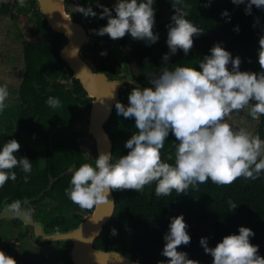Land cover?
I'll list each match as a JSON object with an SVG mask.
<instances>
[{
  "label": "trees",
  "instance_id": "trees-1",
  "mask_svg": "<svg viewBox=\"0 0 264 264\" xmlns=\"http://www.w3.org/2000/svg\"><path fill=\"white\" fill-rule=\"evenodd\" d=\"M206 2L181 0V5H178L189 6L186 19L202 28L204 34L194 37V47L187 56L179 50L171 57L168 62L170 69H198L203 57L210 55V49L220 43L233 58H241V71L260 72L258 48L259 37L264 35V10L253 6L252 14L246 15L244 4L237 6L231 0H213L211 6L206 8L203 6ZM85 4L98 14L102 11L97 7L96 0H86ZM109 8H113V5ZM154 8V32L159 34L155 44L134 40L130 34L119 39L126 44L137 65L135 78L145 87H151L147 74L158 73L164 64V54L169 52L166 26L171 23L175 11L171 0H156ZM225 10L230 13V22L221 15ZM10 11L11 5L0 4V13L9 14ZM257 17L259 24L253 27ZM13 18L17 16L13 15ZM46 24L44 21L37 26L43 35L47 33ZM106 24L107 19H99V15L89 17L90 35L103 42L114 41L107 35L101 37L91 31ZM236 26H239V32L234 31ZM62 47L60 39L50 42L40 37L27 42L25 46V73L17 98L19 104L0 112V148L8 140H17L21 145L16 153L17 158L27 157L32 162V171L26 174L20 168L13 169L17 179H9L0 188V207L5 201L11 205L20 201L21 207L28 202V207L34 209L33 217L44 223L47 230L67 232L76 229L85 220L82 214L91 215L94 210H83L74 204L65 194V189L70 187L74 171L84 163L95 166V159L88 158L81 149L79 139L82 134L76 130L79 123L89 124L91 100L81 83L73 79V72L61 58ZM96 50L91 57L107 65L104 69L109 70L108 66L118 67L116 58L103 60L100 50ZM85 54L86 58L90 57L89 53ZM71 79L73 88L68 89L63 81ZM131 90L123 91L119 102L127 105ZM50 96L58 98L62 106L55 109L48 106L46 101ZM14 124L18 130H15ZM105 128L114 142L113 159L127 155L129 150L124 145L137 132L135 120L118 115L115 108ZM258 129V135L264 141V116L260 117ZM177 142L170 133L161 149L164 162L174 164ZM169 156H172L171 160ZM25 175L28 176L27 182ZM113 192L117 202L116 212L97 239L96 249L116 250L140 264H158V261L166 260L161 252L171 218L183 215L191 243L180 246L178 251L187 252L189 259L199 264H212L213 258L205 254L200 239L207 237L209 247H215L225 236L238 235L241 226L254 231L255 236L250 238V242L258 245L259 254L264 256V173L255 181L241 177L225 186L209 180L195 188L190 187L183 194L173 191L170 196L157 197L155 183L145 186L140 193L134 190ZM229 200L238 206L235 210H230ZM113 228L117 229L116 236L111 235ZM13 248L14 244L3 252L7 253ZM71 248V243L64 244V264H73Z\"/></svg>",
  "mask_w": 264,
  "mask_h": 264
},
{
  "label": "clouds",
  "instance_id": "clouds-1",
  "mask_svg": "<svg viewBox=\"0 0 264 264\" xmlns=\"http://www.w3.org/2000/svg\"><path fill=\"white\" fill-rule=\"evenodd\" d=\"M155 2L116 0L113 8H109L96 0L97 7L102 9L99 14L91 6L77 8L85 18L99 15V19H107L106 26L91 30L95 35H107L115 41L130 34L134 40L151 45L159 40V34L154 32ZM171 2L175 11L171 23L166 26L169 52L162 58L163 66L158 73L147 74L151 87H133L127 105L119 101L115 104L118 115L135 120L137 132L124 145L129 150L127 155L114 160L111 152H100L95 158V166L82 164L72 174L70 187L65 189L68 198L83 210L114 204L109 199L113 191L134 190L140 193L145 186L155 183V195L162 197L170 196L173 191L183 194L190 187L195 188L209 180L225 186L241 177L255 181L264 173V141L244 127H235L227 122L228 117L239 115L245 109L253 120L264 116V35L259 37L260 72L241 71V58H233L220 43L210 49V55L203 57L198 69H170L168 62L171 57L179 50L187 56L194 47V37L204 34L202 28L186 19L188 5L178 6L181 0ZM212 2L207 0L203 6L210 7ZM231 2L237 6L244 4L246 15L252 14L253 6L264 10V0ZM19 5L24 7L25 0H19ZM221 15L230 22L227 10ZM258 24L259 17L253 27ZM234 31L239 32V26ZM100 55L106 56L107 51ZM128 83L134 84L135 81L129 78ZM8 98L7 85L0 86V112L6 108ZM110 98H115L114 92ZM46 104L54 109L62 106L58 98L51 96ZM170 133L178 141L174 164L161 159V149ZM20 148L15 139L8 140L0 148V188L9 179H17L13 169L31 173L32 162L27 157L17 158ZM168 159L171 160L172 156ZM24 179L27 182L28 176L25 175ZM228 204L230 210L238 207L231 200ZM11 207L20 210L21 202L15 201ZM187 228L183 215L171 218L161 252L166 260H160L158 264H199L189 259L187 252L178 251L180 246L191 243ZM117 234V229H111L112 236ZM254 236L251 228L241 226L238 235L225 236L215 247H209L207 237L200 239V245L205 254L213 258L212 264H264L259 246L250 242ZM82 242L91 243L90 240ZM0 264H17V261L0 251Z\"/></svg>",
  "mask_w": 264,
  "mask_h": 264
},
{
  "label": "water",
  "instance_id": "water-1",
  "mask_svg": "<svg viewBox=\"0 0 264 264\" xmlns=\"http://www.w3.org/2000/svg\"><path fill=\"white\" fill-rule=\"evenodd\" d=\"M37 5L47 25L68 40L60 51V55L73 72V79L81 83L87 97L91 100L92 108L86 131L95 140L97 155L100 152L113 154L114 142L105 127L114 114L115 104L119 101L124 89L136 86L144 88L145 86L127 72L111 79L106 72L94 71L81 53L85 47L93 44L95 38L89 34L84 24L73 20L66 10L65 0H37ZM119 46V42L106 44V48L113 50L126 68L128 63L126 57L119 51ZM129 78L135 83L129 84ZM113 92L114 99L110 98ZM109 199L114 201V204L107 203L95 207L92 214L85 218L79 227L67 232L60 229L47 230L44 223L33 217L28 202L21 210H16L5 201L0 207V221L18 220L24 227L32 229L34 239L40 244L71 243L70 258L73 264H137L116 250L95 248L97 239L116 212L117 202L114 192L111 193ZM94 220L100 222L94 223L92 222ZM84 240H90L91 243L82 242Z\"/></svg>",
  "mask_w": 264,
  "mask_h": 264
},
{
  "label": "rangeland",
  "instance_id": "rangeland-1",
  "mask_svg": "<svg viewBox=\"0 0 264 264\" xmlns=\"http://www.w3.org/2000/svg\"><path fill=\"white\" fill-rule=\"evenodd\" d=\"M85 3L86 0H65L66 10L73 20L79 21L89 29V17L85 18L83 14L78 12L77 8L79 6L87 8ZM100 3L110 7L114 6L116 0H100ZM13 7L14 12L24 19H3L0 17V86L7 85L9 91V98L5 102L6 108L19 104L17 98L19 97V88L25 73L23 54L25 42L39 37V34L33 31L38 23L37 20L40 18L37 15V10L32 9L28 4V6H24L25 11L19 13V7ZM45 38L50 42L60 39L62 46L68 42L64 35L54 33L51 29H47ZM102 47L106 48V43L95 38L93 44L88 45L85 49L86 51L84 50L90 54V57H87L86 60L94 70H99L101 64L99 61H94V58L91 57L92 51L96 49L102 50ZM123 49L130 62L132 72L137 74V65L128 47L124 46ZM85 52L84 55H86ZM229 68H231V65H229ZM63 84L68 89L73 88L72 79L63 81ZM227 122L235 127H244L253 135H258L259 133L258 125L260 119L253 120L249 115L248 109L243 110L239 115H231L227 118ZM14 128L18 130L16 124H14ZM86 128L87 124L85 122L77 125L76 130L82 134L79 143L85 155L88 158L95 159L98 156L96 143L94 138L86 131ZM30 211L33 214L34 209H30ZM82 216L83 218H88L90 215L82 214ZM21 234H24V236H21ZM13 244L14 248L6 254L13 257L17 264H64L63 243L40 244L34 239L32 229L23 228L21 222L19 223L17 220L12 222L0 221V251H4Z\"/></svg>",
  "mask_w": 264,
  "mask_h": 264
},
{
  "label": "flooded vegetation",
  "instance_id": "flooded-vegetation-1",
  "mask_svg": "<svg viewBox=\"0 0 264 264\" xmlns=\"http://www.w3.org/2000/svg\"><path fill=\"white\" fill-rule=\"evenodd\" d=\"M0 4H8V5H11V11L9 12V14H3V13H0V17L1 18H9V19H24V18H20L19 17V15L17 14V13H15L14 12V7L13 6H15V7H19V9L20 10H18V12L19 13H21L22 11H25L24 10V7H21L20 5H19V0H0ZM28 4L31 6V8L32 9H35V10H37V15H38V17H40L38 20H37V22L38 23H40V24H42L45 20L43 19V15H42V13H41V11H40V9H39V7H38V5H37V0H25V6H28ZM13 15H16L17 16V18H13ZM37 17V18H38ZM27 19V18H26ZM46 22V21H45ZM79 22V21H78ZM38 23H37V25H36V27L34 28V32H36L37 34H39V37L40 38H43V39H46L45 38V36H47V33H46V35L44 34H42L41 32H39L38 30H37V26H38ZM47 23V22H46ZM47 25V24H46ZM87 28V27H86ZM46 29H51L48 25H47V27H46ZM52 30V29H51ZM87 30H88V32H89V29L87 28ZM53 31V30H52ZM54 33H57V32H55V31H53ZM90 33V32H89ZM39 37H35L34 39H31V40H29V41H26L25 42V46H26V44H27V42H30V41H33V40H35V39H37V38H39ZM48 40V39H47ZM49 41V40H48ZM116 42H119L120 43V46H119V51H121V53H123V55L126 57V60H127V63L128 64H126V65H128L126 68H124V66L121 64V62H120V59H119V57L115 54V52L113 51V50H111V49H109V48H104V47H102V49L103 50H105V51H107V55L106 56H103V60H107L108 58H116V60H117V62H118V67L115 65L114 66V68L113 67H111V66H108V67H110L109 68V70L108 69H104V67H106V66H104V65H102L101 64V66H100V68H99V70H94L95 72H106L107 73V75L111 78V79H115L116 77H118V76H121V75H123L124 73H129L130 75H132L133 77H135V75H134V73L132 72V70H131V66H130V62H129V60H128V58H127V56H126V54H125V52H124V49H123V47L124 46H126V44L125 43H123L122 41H119V40H115V41H112V42H104V43H106V44H112V43H116ZM25 46H24V49H23V54L25 55ZM65 45H63V47H64ZM62 47V48H63ZM115 47V46H114ZM86 49V47L83 49V51H82V57L86 60L87 58H85L84 57V52L86 51L85 50ZM85 50V51H84ZM99 50V49H98ZM97 51V50H96ZM94 52V50L92 51V53ZM100 52H103L102 50H100ZM25 57V56H24ZM88 62V61H87ZM73 82V81H72ZM73 84V83H72ZM126 89H128V88H126ZM126 89H124L123 91H125ZM122 91V92H123ZM92 104V103H91ZM11 108V107H10ZM23 207H21L20 208V210L22 209ZM23 226V225H22ZM23 228H25L24 226H23Z\"/></svg>",
  "mask_w": 264,
  "mask_h": 264
}]
</instances>
